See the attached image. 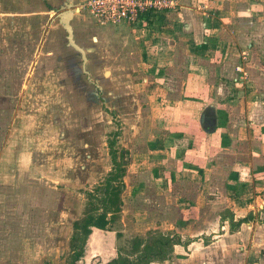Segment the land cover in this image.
I'll use <instances>...</instances> for the list:
<instances>
[{"label":"rangeland","instance_id":"rangeland-1","mask_svg":"<svg viewBox=\"0 0 264 264\" xmlns=\"http://www.w3.org/2000/svg\"><path fill=\"white\" fill-rule=\"evenodd\" d=\"M67 1L0 0V264H71L82 238L76 227L100 213L101 205L89 195L101 197L106 178L116 172L112 157L125 162L120 212L108 215L104 231L92 229L76 263L106 264L121 257L132 264L151 242L165 258L156 259L152 248L149 261L138 264H185L172 255L173 247L158 243L177 234L168 230L172 217L162 221L156 210L161 195L155 185L146 184L154 165H171L158 163L165 161L155 152L158 138L172 150V141L183 129L188 132L184 125L196 127L201 117L161 106L166 89L155 88L162 69L157 54L144 58L139 34L125 25H102L85 10L71 21L74 39L87 55L89 76L83 73L58 22ZM84 2L74 0V8ZM185 61L165 71L169 87L176 83L170 88L175 96ZM259 168L264 171V165ZM137 183L145 188L147 213L131 211ZM256 183L264 184V175ZM257 196V202L237 203L235 214L258 210L246 220L264 231V189ZM182 236L185 242L187 235ZM260 249L262 256L264 246Z\"/></svg>","mask_w":264,"mask_h":264},{"label":"crops","instance_id":"crops-1","mask_svg":"<svg viewBox=\"0 0 264 264\" xmlns=\"http://www.w3.org/2000/svg\"><path fill=\"white\" fill-rule=\"evenodd\" d=\"M191 1L193 9L188 0H178L177 9L158 14L146 32L125 25L133 35L139 34L144 58L157 54L156 65L162 69L155 88L166 89L160 105H169L166 109L171 111L180 107L190 115L198 112L204 123L182 124L188 132L183 129L172 141V150L158 138L155 152L165 160L158 163L170 160L171 165H154L146 185H155L161 195L156 210L162 221L172 217L168 230L180 240L172 255L180 261L264 264V255H259L264 231L246 220L248 215L256 217L258 210L235 214L237 203L257 202L264 189L256 183L257 176L264 175L258 169L264 165V2ZM180 59L187 60L186 75L175 96L170 92L176 83L169 87L165 71ZM144 189L138 183L131 189L133 213L148 211ZM182 235H187L185 242Z\"/></svg>","mask_w":264,"mask_h":264},{"label":"trees","instance_id":"trees-1","mask_svg":"<svg viewBox=\"0 0 264 264\" xmlns=\"http://www.w3.org/2000/svg\"><path fill=\"white\" fill-rule=\"evenodd\" d=\"M112 145L113 142H109V147H111ZM112 162L116 168V172L106 178L102 189V196L94 197V195L91 194L89 195L90 198H94V201L98 202L101 205L100 213H98L97 215L89 214L86 217V219L83 221V223L76 227L80 230V232H82V238L79 239L80 240L79 245L75 247L77 249L73 253L71 264H77L76 262L83 255V248L85 246L86 239L88 236H90L92 229L95 228L99 230H105L106 226H108L110 223V219L108 218L109 217L108 215L113 216L116 213L120 212V206L122 204L120 194L124 188V185L122 183L123 174L120 168L123 163L116 162L115 158L113 157H112ZM147 242L150 241L147 240ZM156 242H152V243H156ZM158 243L167 246L168 250H171L174 245L180 243V240L178 235H175L171 238L165 237L162 241H159ZM152 248L155 247H151V242L146 243L143 246L141 254L139 255V259L133 262L132 264H138L140 262H148L151 256L150 252H152ZM154 250L156 252V257H157L156 259L161 260L165 258V254L163 255L162 249H160V247L159 248L156 247ZM128 263L129 261L126 258L118 257L106 264H128Z\"/></svg>","mask_w":264,"mask_h":264},{"label":"built area","instance_id":"built-area-1","mask_svg":"<svg viewBox=\"0 0 264 264\" xmlns=\"http://www.w3.org/2000/svg\"><path fill=\"white\" fill-rule=\"evenodd\" d=\"M177 7L178 0H85L79 8L102 25H126L146 32L149 21Z\"/></svg>","mask_w":264,"mask_h":264},{"label":"water","instance_id":"water-1","mask_svg":"<svg viewBox=\"0 0 264 264\" xmlns=\"http://www.w3.org/2000/svg\"><path fill=\"white\" fill-rule=\"evenodd\" d=\"M73 1L74 0H68L67 3H65L64 6H62L61 12L57 15L58 22L66 33L67 45L71 47L75 52H77L81 58L83 73L89 76V73L86 71V63H87L86 51L82 47H80L74 40L73 30L71 26V21L73 19V16L75 15V13L79 14L80 12V8L77 7L74 8ZM201 32H202V28L200 31L197 32V34L200 35ZM202 123H203V117H201L200 120L201 125ZM123 155L127 156V153L123 152ZM122 163L124 164L125 162ZM262 204L264 205V202Z\"/></svg>","mask_w":264,"mask_h":264}]
</instances>
